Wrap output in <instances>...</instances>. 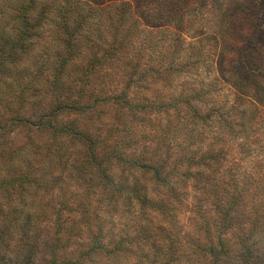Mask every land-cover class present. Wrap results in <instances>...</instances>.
<instances>
[{"label":"trees","instance_id":"16d2710c","mask_svg":"<svg viewBox=\"0 0 264 264\" xmlns=\"http://www.w3.org/2000/svg\"><path fill=\"white\" fill-rule=\"evenodd\" d=\"M195 1L0 0V118L8 115L0 132L15 124L27 131L8 191L12 197L17 184L22 203L5 225L8 245L24 250L13 264H33L39 244L49 255L44 264H263L264 146L255 176L229 169L227 182L218 134L236 139L243 124L234 120L264 113V0H234L222 12L233 24L220 33L226 49L219 45L216 80L249 105L218 106L217 81L187 79L165 96L148 91L205 62L191 52L163 63L148 39L155 27L182 33ZM104 104L122 108L128 120L105 130ZM151 114L182 120L186 141L196 137L184 148H195L170 161L172 144L146 137L142 119ZM188 183L197 195L190 208ZM54 189L56 208L44 200ZM182 208L193 233L178 224Z\"/></svg>","mask_w":264,"mask_h":264},{"label":"rangeland","instance_id":"374dc122","mask_svg":"<svg viewBox=\"0 0 264 264\" xmlns=\"http://www.w3.org/2000/svg\"><path fill=\"white\" fill-rule=\"evenodd\" d=\"M242 1L244 5L246 1ZM195 2L196 5L190 8L191 13L186 14L182 20V33H178L173 26L166 27V29H164V27H155V29L152 30V34L148 36V39L151 38V47H155L153 51V58H159V56L160 58L164 57L163 63H166L172 55H174L175 58L180 55L179 59H181V56L187 57V55L191 52L197 55L195 57L200 58L205 62L202 65L197 64L196 70H190L187 75H181L177 78L175 77L171 84H168V82L166 84L159 82L155 86H150V90L148 91H152V93H156L157 91V95L165 96V94L170 93L169 91L172 89L168 87L169 85L174 87L176 86L182 90L186 87L185 82L187 79H189L188 82L191 81L192 84L195 83V80L197 81L201 79L205 84L208 82L215 83L217 81L216 86L212 88L211 92L213 102H215L218 106H224L226 109L232 107L233 105L238 106L239 108L246 107L249 104L244 101H239L237 99L236 91H234L232 87L216 80V62L220 59L217 58V51H219L220 48L219 45H221L224 50L226 49V45L224 43H220L223 41V36H221L220 33L228 30L231 24H233L232 21L229 23L225 16H222V12L225 9H230L234 0H206L204 6H200L202 0L200 2ZM212 3L213 7L209 8V4L211 5ZM196 9L197 11L194 12ZM236 26L237 24H234V26L232 25V27ZM215 29L219 31V35L214 33ZM213 34L215 35V39H213ZM228 37L229 36H227L228 41L226 40L227 44L233 41ZM188 43L191 44L190 47H188ZM262 46L264 47V42L262 43ZM210 47L212 55H209L208 57L207 53ZM201 49L202 51H200ZM178 50L179 52H177ZM225 52L227 51H224V53ZM195 57L193 56L192 59H195ZM207 60H210L212 64L209 68L206 66ZM139 94L143 93L140 92ZM18 105L19 103L16 101L12 103L13 108L18 107ZM123 112L124 110L122 108L117 109V107L111 105L104 104L99 107L98 113H100V116L106 120V126H104L105 130H109L108 126L113 125V127H117L119 122L128 120ZM29 113H31V111H29L28 114ZM258 116H260L259 120H242L241 118H237L239 120H234L236 124H243L241 128L242 132L238 133L236 139H232L233 133H226L221 130L218 134V138L221 139L218 146H221L227 151L226 160L223 161V166L221 167L223 174L227 175L225 178L227 182L229 179V169L232 170V172L251 173L255 176L256 171L262 166L261 163L263 161L260 149L264 146V133L259 129V123L261 120H264V113L261 112L256 114V118ZM66 118L70 119L75 117L68 114ZM66 118L64 120H67ZM6 119H8V115L4 114L3 118H0V124H3ZM76 120L82 122L85 119L77 117ZM142 120H146L142 123V125H146L147 127V133L145 134L149 140H153L154 142V139L163 138L167 140V143L172 144V150L174 151L170 161L177 157L180 154V151L181 155H187L189 150L195 148V145L190 148L189 146H187L186 149L184 148L185 142H194L196 141V137L194 136L186 141V135L188 134L187 131L181 130V125L178 130L179 124H181L182 120H176L173 116H171V119H168L163 114L157 116H154L153 114L145 115ZM232 123L234 124V122ZM216 128L212 130H215ZM239 128V126L234 127V130L238 131ZM26 135L27 131L20 124H15L10 126L7 130L0 132V264H13V261L17 257H22L24 254V250L15 245L14 241H11L8 245L6 233L4 232L6 222H8V219L12 216L9 211L14 209L17 212L22 205L21 196L19 195L20 191L17 184L16 191L12 197H9L8 191L12 190L9 187L10 176L15 170L20 168L18 155H15L16 158H14V151L18 150L23 145ZM208 135L212 138L214 133L210 131L208 132ZM241 176L242 175H240L239 178ZM181 190H183V187H181ZM187 193L188 195L186 196L185 203H187L188 208H190V204L193 207L196 203L197 196L190 190V183H188L187 186ZM59 195L60 193L54 189L50 194L44 197V200L56 208L57 202L60 200ZM66 196L67 195H65L64 198H66ZM204 205L205 208L208 209V203L204 202ZM188 208H182V214L180 213L178 215V224L183 225V230L191 232L192 222L190 221V212L188 211ZM51 213L54 214L53 211H51ZM209 215L211 214L209 213ZM46 216L52 220L51 218L53 215H48L47 212ZM45 227H47L46 229L48 232H52V226L50 223L44 225V228ZM258 241L259 250L262 253V257L258 260L264 264V232L261 235V238H258ZM44 251L45 250L42 244H39L37 252L34 255L33 264H44L43 259L47 260L49 258V255ZM232 264L240 263L237 260L232 259Z\"/></svg>","mask_w":264,"mask_h":264}]
</instances>
